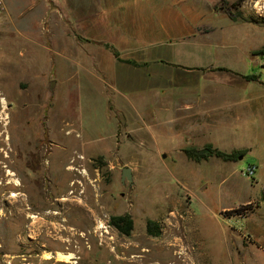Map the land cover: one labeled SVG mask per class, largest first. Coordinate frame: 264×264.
<instances>
[{"label": "rangeland", "instance_id": "rangeland-1", "mask_svg": "<svg viewBox=\"0 0 264 264\" xmlns=\"http://www.w3.org/2000/svg\"><path fill=\"white\" fill-rule=\"evenodd\" d=\"M73 1L0 0V264H264V0H207L157 89Z\"/></svg>", "mask_w": 264, "mask_h": 264}, {"label": "crops", "instance_id": "crops-1", "mask_svg": "<svg viewBox=\"0 0 264 264\" xmlns=\"http://www.w3.org/2000/svg\"><path fill=\"white\" fill-rule=\"evenodd\" d=\"M89 3L107 14L102 18L111 23L108 28L112 30L96 33L93 39L104 49L117 51L116 60L120 63L132 64L131 59L142 62L136 65L145 68L152 89L166 84L167 67L175 63L170 54L185 48L181 46L195 43L205 46L201 40H193L200 36L202 27L209 31L217 26L218 13L207 0H90ZM98 23L100 27L101 17Z\"/></svg>", "mask_w": 264, "mask_h": 264}, {"label": "trees", "instance_id": "trees-1", "mask_svg": "<svg viewBox=\"0 0 264 264\" xmlns=\"http://www.w3.org/2000/svg\"><path fill=\"white\" fill-rule=\"evenodd\" d=\"M230 13L232 14V16L234 15L231 11H230ZM260 51H263V50L260 49ZM114 53L116 55H118L117 51H115ZM131 61L137 62L135 60H131ZM219 68L226 69L227 67L219 66ZM185 151L187 152V154L190 157L195 158L197 160H201L203 158H208L211 155H217V156H220L224 159H237L240 154L246 152L245 149H234L232 151H226V150L221 149L217 146H214L212 143H207L201 147L195 146V145H190V146L185 147ZM244 208H245L244 206H241L240 208H236L234 210L241 211ZM110 222L112 224H114L116 227H118V229L121 232H124L127 234H129L131 232V230L133 229V226H134V219L129 212H126L123 214L112 215ZM147 228H148V231L152 234L157 235V234L161 233L160 226H159L158 222L154 219L148 220Z\"/></svg>", "mask_w": 264, "mask_h": 264}, {"label": "water", "instance_id": "water-1", "mask_svg": "<svg viewBox=\"0 0 264 264\" xmlns=\"http://www.w3.org/2000/svg\"><path fill=\"white\" fill-rule=\"evenodd\" d=\"M122 179L125 181L129 179L130 181L133 180V170L130 165H126L122 169Z\"/></svg>", "mask_w": 264, "mask_h": 264}, {"label": "bare ground", "instance_id": "bare-ground-1", "mask_svg": "<svg viewBox=\"0 0 264 264\" xmlns=\"http://www.w3.org/2000/svg\"><path fill=\"white\" fill-rule=\"evenodd\" d=\"M3 102H4V99H3ZM0 135H2V133H0ZM61 257L65 258V259H69V258H73V254L72 253H68V254H59ZM50 258V256H49Z\"/></svg>", "mask_w": 264, "mask_h": 264}, {"label": "built area", "instance_id": "built-area-1", "mask_svg": "<svg viewBox=\"0 0 264 264\" xmlns=\"http://www.w3.org/2000/svg\"><path fill=\"white\" fill-rule=\"evenodd\" d=\"M254 168H255V165H254V167H253V169H252V170H254Z\"/></svg>", "mask_w": 264, "mask_h": 264}]
</instances>
